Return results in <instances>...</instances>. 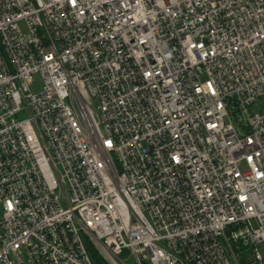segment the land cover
Returning a JSON list of instances; mask_svg holds the SVG:
<instances>
[{"label":"built area","instance_id":"obj_1","mask_svg":"<svg viewBox=\"0 0 264 264\" xmlns=\"http://www.w3.org/2000/svg\"><path fill=\"white\" fill-rule=\"evenodd\" d=\"M262 243L264 0H0V264Z\"/></svg>","mask_w":264,"mask_h":264},{"label":"rangeland","instance_id":"obj_2","mask_svg":"<svg viewBox=\"0 0 264 264\" xmlns=\"http://www.w3.org/2000/svg\"><path fill=\"white\" fill-rule=\"evenodd\" d=\"M20 29L23 31V33L27 34V27H26V25H25L24 22H21L20 23ZM37 80H39V85L37 86V88L39 90H41V88H42V82L40 80V76H38ZM19 118H23V117L22 116H19ZM259 249H260L261 255H262L263 259H264V243L259 244ZM122 258L125 259L126 258V255L122 256ZM247 260H250V257L249 256L247 257ZM126 261H127V264H134V260L133 259H130V260L128 259Z\"/></svg>","mask_w":264,"mask_h":264},{"label":"trees","instance_id":"obj_3","mask_svg":"<svg viewBox=\"0 0 264 264\" xmlns=\"http://www.w3.org/2000/svg\"><path fill=\"white\" fill-rule=\"evenodd\" d=\"M87 248L93 264H107L91 244H87Z\"/></svg>","mask_w":264,"mask_h":264}]
</instances>
